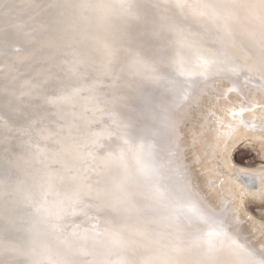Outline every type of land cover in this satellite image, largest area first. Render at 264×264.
I'll return each instance as SVG.
<instances>
[{"label":"rangeland","instance_id":"rangeland-1","mask_svg":"<svg viewBox=\"0 0 264 264\" xmlns=\"http://www.w3.org/2000/svg\"><path fill=\"white\" fill-rule=\"evenodd\" d=\"M32 2L46 20L37 31L42 42L59 36L56 48L64 49L63 62L76 84L56 97L60 118L44 121L42 131L32 134L35 156L27 151L30 143L20 142V148L17 136L13 140L16 156L18 151L33 159L24 171L27 184L10 193L12 185L0 183V202L8 208L0 212L1 224L9 227L0 245L10 250L0 264H264V188L248 180L232 186L241 216L236 227L243 226V235L260 243L251 253L227 220L204 227L192 204L188 208L167 197L163 134L194 87L211 84L200 97L202 106L209 98L227 99L234 93L231 77L246 89L251 110L243 111L244 118L264 116V0ZM16 12L22 17L19 6ZM1 15L7 20L0 4ZM14 24L17 33V19ZM22 24L19 33L27 31L24 19ZM35 47L29 49L36 52ZM236 97L230 105L214 108L216 126L229 130L224 122L231 119L230 108L239 109L245 100ZM177 131L188 168L175 175L187 184L186 192L193 189L204 198L200 171L210 167L204 155L209 151L194 148L201 158L194 167L185 124ZM234 133L227 145L210 131L205 134L226 158L229 176L257 182L264 174V131L238 126ZM42 155L48 162L42 163ZM212 174L221 177L217 170ZM8 175L6 171L0 178L5 181ZM229 176L214 179L215 185L226 188ZM17 197L23 208L17 209ZM44 200L47 209L41 214ZM17 227L26 235L18 253L13 244ZM75 235L84 237V244L71 248Z\"/></svg>","mask_w":264,"mask_h":264},{"label":"water","instance_id":"water-1","mask_svg":"<svg viewBox=\"0 0 264 264\" xmlns=\"http://www.w3.org/2000/svg\"><path fill=\"white\" fill-rule=\"evenodd\" d=\"M32 1L34 0H19V4H17V0H0V4L3 5L6 13L8 12L6 17L9 23L7 24L5 20L0 19V175L6 176V171H8V176L13 178H7L5 181L0 178V183H2L1 186H3V183L9 182L10 185H12L7 187V191L9 192H14L16 186L19 187L20 185H24V183L27 184L24 171L30 169V159H33L31 156L36 155L33 153L36 151V147L30 143L32 136L34 137L32 134L42 131L39 126L44 121L60 118L58 112L59 104H57L58 100L56 97L60 91L63 93L67 90L70 91L71 87L76 84V76L63 62L64 49L57 50L56 48L59 44V36H54V38L46 41L45 44L42 42L41 36L37 31L41 29L42 23L45 24L46 20L39 4ZM17 6L20 8L22 17H17ZM36 12H38L39 15H36ZM16 19L20 25V29L24 27L22 24V19H24L27 24L25 27L27 30L26 32L18 33L17 35L15 32V27H17V25H13ZM39 22L42 23L40 24ZM32 44L36 46L34 49L37 53L29 49ZM171 116L166 126L167 131L163 133L166 137V145L164 147L165 155L169 160L168 189L170 192L165 191V193L166 195L171 194V196H167L169 199H176L178 202H182L184 204H182V206H187L189 208V205L186 204H192L194 207L193 209L198 212L197 219L202 222V226L208 227L212 225L211 227H213L214 224L222 221L223 217L214 214L209 208H206L204 204H200L198 197V200H196L194 195H192L194 190H192V193L190 191L183 193L179 185L181 178L176 177L173 173L172 167L178 160H180V168L186 170L188 167L187 161H184L183 158V146L179 139L171 133ZM16 136L18 147L21 148L20 142L30 143V147L27 151L29 150L33 155L31 154L27 157L23 155L20 156V152L18 151L17 156L14 154L16 149L13 146V140H16ZM177 146H180L179 152L176 151ZM40 160L42 163L48 162V159L43 155ZM22 176H25V178L23 179ZM36 181L37 178L33 181L31 180V186H33ZM48 183H52L50 179H48ZM18 197L17 209H20L23 208L24 205L18 203L20 200ZM59 199L60 197H58L57 200ZM43 203L45 204L44 207H41V214L47 209L45 207L47 201L44 200ZM54 206L55 203L54 205L52 204V208ZM7 209V204H5L4 201L0 202V212L2 214L7 213ZM52 214L54 215L55 212L51 213V215ZM1 222L3 221L0 218V236H7L9 233L7 229L9 227H7L6 224L2 225ZM223 226H225V224H223ZM42 227L43 226L40 227L39 233L45 232ZM35 229H38V227ZM14 231H16V233L14 234L15 242L13 241V244H15L14 247L18 253V250L20 251L18 245L24 242L26 235L21 232L22 227H17ZM78 232L83 234L81 230ZM43 234L44 233H42V235ZM72 237L71 240L76 244L72 245L71 243V248L84 244V237H80V239L77 235ZM1 238L2 237H0V240H2ZM9 252L10 250L8 248L6 249L0 245V260L6 259Z\"/></svg>","mask_w":264,"mask_h":264},{"label":"bare ground","instance_id":"bare-ground-1","mask_svg":"<svg viewBox=\"0 0 264 264\" xmlns=\"http://www.w3.org/2000/svg\"><path fill=\"white\" fill-rule=\"evenodd\" d=\"M0 19L4 20L5 18H2V15H1ZM7 24H9L8 21H7ZM19 32H20V29L17 28V35ZM230 80H231V82H230L231 83V91L234 93L227 94L226 95L227 99H224V98L219 99L217 96L214 99L209 98V100L206 102L205 105L201 104L202 106H200V104H199L201 102L200 97L203 94L207 93V87H211V84L206 82L207 84H202V85L200 84V86L195 85L196 87H194V90L190 94L189 99L187 98L188 99L187 101H185L184 103H181V105L178 107L176 114L174 115V117L171 118V120H172L171 128H173V131L171 133H172V135H174L178 139L179 134L177 131V127L179 129V127L182 125V123L185 124L186 130H187V139H186L187 145H186V147H188L189 153L191 152L189 154L192 157V159H190V162L192 163V165L194 167L196 166L197 163L201 162V158H200V156H196V152L194 151V148L198 147L197 145H201V146L207 148V150L209 152L206 153V151H205L204 155L206 156V161L210 164L209 165L210 167L206 168L207 169L206 171L205 170L203 172L200 171V173H201L200 178L202 177L201 179H203V180H201L202 181L201 183H203L202 185H203V192L205 193V197L203 198V197L199 196V194L197 192H195L196 190L194 191V193L192 195H194V198L196 200L199 199L198 201H200V204H202V205L204 204V206L206 208H209L214 214H216L218 216H222L223 217L222 223L226 222V220H227L228 224L232 225L231 229L233 231V234H235L238 238H242L241 240H242L244 245L245 244L247 245V243H248V247L246 246L247 250L251 253L252 252L254 253L260 249L259 248L260 243L259 244L257 243V241H256L257 239L255 240L256 237L253 238L252 236H250V234L247 235L248 233L246 235H243V233H245V231L242 232V230H245V229H242L241 231L239 230V228H243V226L240 227V225H239L238 227H236V225L240 224V217L241 216L239 214V210L235 209V207H234L233 198H235L236 196L232 195V192H233L232 188L236 187V186H233L236 184V182L238 185L239 183H241V184L244 183V181L245 182L249 181V182H251L250 183L251 186L255 185L256 188L260 190L261 188H264V181H263V179H264L263 175L264 174H262L258 177L257 182L251 181L249 179L237 178L234 175L229 176L228 175V169L226 167L227 163H228L226 161V158L222 157L221 154L218 153L220 151H214L215 149L213 148V146H211L213 143L211 144V142H209V138H211V136L207 137L208 134L207 135L205 134V133H207V131L208 132L210 131V134L211 135L213 134V136H215L216 140L221 139L224 141L223 142L224 145H227L228 140L232 136L235 135L234 130L238 126H243V127L247 128L248 130L253 131V132H254V130H257V129L264 131V116L260 115L261 116L260 117L258 115L260 118L257 119L256 115L251 114V116L248 120H246L244 118L243 111H247L249 106H251V105H249V103L247 102V100L245 98L246 97V89L244 87H242V85H241L242 82H240L239 80L232 78V77L230 78ZM235 94L239 95L241 98L243 97V99H245V100L243 103L238 104L239 109L236 110L235 108L234 109L230 108L231 110H229V112H230V118L231 119L225 120V122H224V123H226L225 125L229 127V130H227L228 128L222 129L221 127L215 125V122H214L215 121L214 120L215 109L214 108L215 107L218 108L221 105L222 106H228V104L230 105V102H235L237 100V97ZM249 110H251V108L248 109V111ZM228 119H229V117H228ZM235 121H238V122L234 123ZM257 122H258V124H257ZM257 136L262 137V134H258ZM215 146L218 148V145H215ZM260 146H261V144H260ZM176 148H180V146L176 147ZM262 149H264V147ZM226 150H227V148H226ZM176 151L179 152L180 149L176 150ZM263 154H264V150H263ZM179 162H180V160H178L177 163L175 165H173V167H172L174 175L176 174V172H178L177 169L179 171L183 170V168H180ZM191 163H190V165H191ZM205 165L207 166V164H205ZM213 166H215L216 168L214 169ZM215 170H217L221 174V177H224L226 179L227 176H229V180H232L231 183L228 180H225L224 184H225L226 188H224L223 184L220 182L218 183V185H215V181L216 180L218 181L221 178V177H217L216 175L212 174V172H214ZM175 176L177 177V175H175ZM214 179H216V180H214ZM187 180H188V178H187ZM184 184H186V183H184V181H182V179H181L179 182V185L181 187L180 189L183 190V193L186 192L185 191L186 187ZM216 186H218L220 188V190L216 189ZM240 189L241 188H238V190H240ZM192 190H191V193H192ZM218 192H222V195H219ZM238 192H240V191H238ZM200 193H201V191H200ZM227 194H229V195L227 196ZM202 195L204 196V194H202ZM197 197H198V199H197ZM231 197H233V198H231ZM226 224H227V222H226ZM188 225H190V224H188ZM231 235L229 237L234 236V235H232V236ZM257 248H259V249H257ZM262 252L264 253L263 249L261 250V253ZM240 257L243 258L242 256H240ZM261 258H264V256L263 257L260 256V259Z\"/></svg>","mask_w":264,"mask_h":264}]
</instances>
